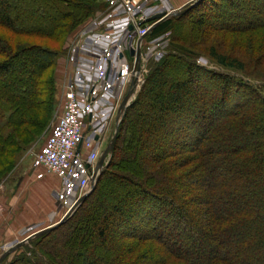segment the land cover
<instances>
[{"label": "trees", "instance_id": "1", "mask_svg": "<svg viewBox=\"0 0 264 264\" xmlns=\"http://www.w3.org/2000/svg\"><path fill=\"white\" fill-rule=\"evenodd\" d=\"M259 1L199 0L151 29L147 38L169 32L170 46L151 60L94 189L2 264H264V73L254 71L264 59ZM105 8L103 0H0V29L8 32L0 36V180L55 117V68L65 41ZM213 31H261L250 70L259 73L243 80L198 64L192 49ZM208 57L248 73L241 59L215 46ZM120 179L124 189L113 194Z\"/></svg>", "mask_w": 264, "mask_h": 264}, {"label": "built area", "instance_id": "2", "mask_svg": "<svg viewBox=\"0 0 264 264\" xmlns=\"http://www.w3.org/2000/svg\"><path fill=\"white\" fill-rule=\"evenodd\" d=\"M103 1L106 8L84 22L69 41L71 74L63 86L61 112L32 162L36 179L49 174L59 178L54 196L65 208L63 216L100 173L96 164L108 122L116 117L130 83L135 81L136 89L143 83L141 62L162 56L156 50L164 44L162 36L146 42L155 23L147 19L172 11L158 8L155 0Z\"/></svg>", "mask_w": 264, "mask_h": 264}, {"label": "rangeland", "instance_id": "3", "mask_svg": "<svg viewBox=\"0 0 264 264\" xmlns=\"http://www.w3.org/2000/svg\"><path fill=\"white\" fill-rule=\"evenodd\" d=\"M171 1L172 0H155L154 4L157 5V7L160 9L173 10L174 8H172V2ZM189 1L190 0H184V2L182 4L183 7L180 6L179 8L182 7L183 11H184L185 9L194 5L199 0H196L193 3L189 2ZM217 1H221V0H217ZM257 5L259 7H262V8L264 7V3L261 1H259L257 3ZM100 12H102V11H97L94 14V16ZM211 19L215 20L216 22H220V20H218L219 18L215 19L214 17H212ZM82 25L83 24H81L65 41V43L62 47V53L59 55L58 60H57V65L55 68V75H56L58 104H57V108H56L57 112L55 114L54 119L49 123L45 132L41 136L40 140L38 142H36L35 144H33L32 146L28 147L26 150H24V152H22V154L19 156L17 162L15 163V166H13V168L7 173V175L3 179L0 180V194L6 196L7 202L11 206V208H12L13 202H15L14 205L16 207H19V205L17 203L16 193L19 194L20 191L22 192V188H23L22 186L25 185V184L23 185V183L25 182V179H30V177H32V178L34 177L33 169H32V162H33L34 156L43 146V144H44V142L48 136V133H49L48 131L50 129L51 124L53 123V121H55L56 117L61 112V108H62V104H63V86L71 74V67H70V64H69V61L67 58V46H68L71 38L79 31V29ZM210 29L211 28H206L205 25H203V27H202V30L208 31ZM260 32H257V33L252 35V34H235V33L223 32V31H213V33L211 34V36L208 37V39L206 40L205 43L203 42V43L196 44L194 46V48L192 49L193 52H195V55H194V56H196L195 60L198 64H200L202 66L213 68V69L218 70V71L227 72L237 79H243V80H249L250 78L252 79L253 77L256 76L257 73H259V71L264 73V59L263 58L260 59L262 61V64H260L258 66H254L255 67L254 71H256V70H259V71L255 72V73L250 72V70H252V67H253L252 63H255V60H258V58H259L260 52L255 50V46L257 45L256 42L258 43V39L255 37H257L258 34H260ZM168 34H169V32L160 35V36H162L160 41L164 42V44H163V46L157 47V49H156L157 51H160L162 53V56L165 54V52L168 51V48L170 46ZM196 35H197V33H196ZM0 36L7 37L8 32H5L2 29H0ZM152 39L153 38L148 37L146 39V42H150ZM15 41L16 42L18 41L21 43H30V44L42 43L43 45H49V46L53 45V44H50L51 42H49L48 40H41V39H38L36 37H16ZM248 43L252 44V45H250L252 47H250L248 45ZM211 46H215L219 52H223V53H226L230 56H235V57H238L239 59H241L246 66L245 72L246 73L248 72L250 75H248V73L245 74V73L238 71V70L223 69L220 66H218L217 64H215V62L210 60V58L208 57V49ZM159 59L160 58L156 59L154 57H149V58H146L145 61L141 62V65H143V69H142L143 70V78L145 77L146 73L149 71V66H150L151 60L157 61ZM256 81L259 82L261 80H260V78H258ZM140 87H138V89H136V91L134 93L135 96H136L137 92L139 91ZM114 118H115V116L113 117L112 120H110L108 122V127L106 129L105 136H104L105 139H104V142L102 143V146H101L103 148V150L109 144L111 138L113 137V135L115 133L117 123H116V120ZM109 158H110V153L108 154V156L104 162L103 168L107 165ZM49 175H53V174H49ZM112 186H113V188L110 192L115 194L117 192H121L124 189V182H122L120 179V180H118L117 183L114 181V185H112ZM51 197L54 198L55 196L53 197V194L51 193ZM25 199L27 201L29 199V195L26 194ZM12 200H14V201L12 202ZM55 200L57 201V199H55ZM10 201H11V203H9ZM57 203H58V201H57ZM2 206L5 209H2ZM6 207H7V203L4 205L0 204V210H6ZM61 208H62V212L64 214L65 208L62 206H61ZM19 209H20V207H19ZM26 215H28V213ZM190 216L191 215H189V219H191ZM197 217H195V221L202 219V218H200V216H197ZM8 223L9 222H7V224ZM38 224L39 223L34 222V221L27 223L24 225L26 227L22 228L18 232H15L13 234L14 236L12 235L11 237L0 241V255L8 248V246H11V244L17 243V241L21 240V238H23L24 236H27L30 232L34 231L35 229H38L40 227ZM115 241H116L115 245L117 244V246H119L118 245L119 239L117 237H116ZM79 244L80 245L84 244L87 247L86 242L78 243V245ZM22 246H20L19 248H17L13 252H11L6 258H4L2 263L11 260L15 254L22 252L24 250ZM201 249L204 251L205 244L204 245L201 244ZM98 250H99L98 246L97 247L96 246L90 247V251L98 252Z\"/></svg>", "mask_w": 264, "mask_h": 264}, {"label": "crops", "instance_id": "4", "mask_svg": "<svg viewBox=\"0 0 264 264\" xmlns=\"http://www.w3.org/2000/svg\"><path fill=\"white\" fill-rule=\"evenodd\" d=\"M171 2L172 8L176 9L182 6L184 0H172ZM23 185L22 192L16 193L20 209L14 205V200H12L11 208L6 196L0 194V204L7 203L6 210H0V241L11 237L15 232L26 227L25 224L32 221L39 223L38 229H41L56 223L63 216L62 208L54 197V192L60 188L59 178L46 175L42 179H36L34 176L25 179ZM51 193L55 199L51 197ZM26 194L29 195L27 201L25 199ZM2 209L5 208L2 206ZM27 213L28 215H26ZM6 221L9 223L7 224Z\"/></svg>", "mask_w": 264, "mask_h": 264}, {"label": "water", "instance_id": "5", "mask_svg": "<svg viewBox=\"0 0 264 264\" xmlns=\"http://www.w3.org/2000/svg\"><path fill=\"white\" fill-rule=\"evenodd\" d=\"M183 12V8H178V9H175L167 14L165 13H158L150 18L147 19V21H155V23L153 24V26L151 28H153L154 26H156L157 24H159L161 21H163L164 19L170 17V16H173V15H178L180 13ZM130 54H134V50L131 49L130 51ZM134 84H135V81H133L131 83V86H130V89L128 90L127 94L124 96V98L122 99L120 105H119V108H118V112H117V126H116V129H115V133L113 135V137L111 138L109 144L105 147V149L102 151L101 153V156L96 164V167L98 169H100V172L104 166V162L108 156V154L110 153V151L112 150L113 146H114V143L116 141V137H117V133H118V129H119V123L121 121V118H122V115L123 113L125 112L127 106L130 104V100H129V97L133 91V87H134ZM98 179V175L97 177L95 178L91 188L89 189V191H87L86 193H84L80 198L79 200L77 201V204L80 203L85 197H87V195H89L91 193V191L94 189L95 187V184H96V181ZM75 204V206L77 205ZM74 207L71 208V211L74 210ZM68 212V213H69ZM68 213L66 215H68ZM66 215L64 217H62L59 221H57L56 223L50 225V226H47V227H44V228H41V229H38L37 231L31 233L30 235L26 236L25 238L17 241V243L15 244H11V246H9L1 255H0V264L2 263V261L4 260V258H6L11 252H13L14 250H16L17 248H19L20 246H22L23 244L27 243L31 238L35 237V236H38L44 232H47L51 229H53L54 227L58 226L59 224H61L65 218H66Z\"/></svg>", "mask_w": 264, "mask_h": 264}]
</instances>
